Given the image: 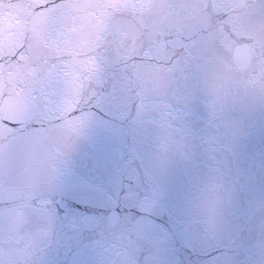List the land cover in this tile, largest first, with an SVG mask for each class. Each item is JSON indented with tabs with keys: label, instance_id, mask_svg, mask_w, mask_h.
Instances as JSON below:
<instances>
[{
	"label": "water",
	"instance_id": "95a60500",
	"mask_svg": "<svg viewBox=\"0 0 264 264\" xmlns=\"http://www.w3.org/2000/svg\"><path fill=\"white\" fill-rule=\"evenodd\" d=\"M113 91L118 138L89 108ZM82 175H139L225 248L208 264H264V0H0V264H136L115 215L59 241L50 200Z\"/></svg>",
	"mask_w": 264,
	"mask_h": 264
},
{
	"label": "snow or ice",
	"instance_id": "6c2138e0",
	"mask_svg": "<svg viewBox=\"0 0 264 264\" xmlns=\"http://www.w3.org/2000/svg\"><path fill=\"white\" fill-rule=\"evenodd\" d=\"M114 98L113 91L89 103V108L95 109L96 126L104 130L108 138H118L123 133V120L119 122L120 127L113 125ZM80 111L74 109L67 117L77 116ZM6 126L12 128L15 122L9 120ZM108 184L109 187L114 185L113 191L98 190L90 175H82L71 183L64 182L60 194L50 200L55 221L60 226L59 241L66 250L79 253L85 233L91 230L89 223L115 215L125 229L130 230L129 234L137 238L136 264H143L153 248L155 264H176L177 244L186 254H191L182 264H208L226 255L223 246L198 247L182 214L170 204L168 195L139 175L135 180H122L119 184L109 178ZM84 205L87 207H82ZM166 253L170 254L169 258H165Z\"/></svg>",
	"mask_w": 264,
	"mask_h": 264
}]
</instances>
